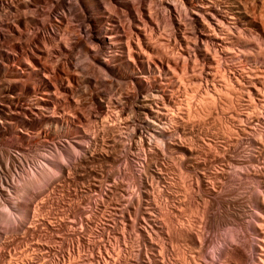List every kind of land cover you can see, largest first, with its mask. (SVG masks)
Here are the masks:
<instances>
[{
    "label": "bare ground",
    "instance_id": "obj_1",
    "mask_svg": "<svg viewBox=\"0 0 264 264\" xmlns=\"http://www.w3.org/2000/svg\"><path fill=\"white\" fill-rule=\"evenodd\" d=\"M104 82L122 83L121 97L108 95ZM191 86L194 100L178 108ZM75 93L85 116L71 100ZM67 107L74 115L62 112ZM89 119L98 123L91 132L78 128ZM193 133L209 142L204 161L181 140ZM45 144L63 158L69 145L84 161L108 155L102 148L128 151L127 158L138 152L132 181L144 198L163 176V147L197 171L221 163L211 175L195 173V183L221 193L242 188L236 193L247 196L264 242V0H0V172L15 161L28 164L26 153ZM58 160L41 162L39 180ZM231 166L239 179L225 187ZM66 169L61 163L62 175Z\"/></svg>",
    "mask_w": 264,
    "mask_h": 264
},
{
    "label": "rangeland",
    "instance_id": "obj_2",
    "mask_svg": "<svg viewBox=\"0 0 264 264\" xmlns=\"http://www.w3.org/2000/svg\"><path fill=\"white\" fill-rule=\"evenodd\" d=\"M166 21L170 22V19ZM106 85L107 89L112 88L108 95L114 98L118 99L124 92L122 83H114L112 87ZM191 88L192 91L188 89L183 93L178 108L183 109L191 98L194 100L193 89L196 87ZM71 100L79 106L83 116L88 114L79 93L72 95ZM71 109L67 107L62 112L74 115ZM89 121H81L78 128L90 126V131L98 124L96 120ZM194 134L191 141L184 136L180 139L188 144L192 142L191 146L196 145L192 148L201 151L200 159L204 161L210 153L209 142L202 141H207L205 136L198 139ZM48 145L33 147L26 153L30 158L28 164L23 160L15 161L8 168L12 171L0 172L3 183L0 180V211L5 213L3 226L0 223V264H105L110 256L109 264H264V242L254 228L257 215L249 210L247 196L238 195L243 189H239V193L236 190L238 194L233 190L221 193L218 187L216 192L207 191L206 184L198 186L195 183L197 172L208 171L211 175L213 170L222 168L221 163L211 166L207 162L203 165L204 170L201 166L197 171L193 162L181 157L177 150L169 152L161 144L165 150L161 149L160 153L163 168V176L157 184L160 190L156 186V192L144 198L132 181L141 168L138 152L127 158L128 151L102 148L108 150V155L84 161L69 145L65 159L57 155L53 145ZM2 146L1 150L6 149V153L15 152L7 145ZM54 156L56 160L57 156L59 160L62 158L61 161L52 167L54 171L50 169V173L39 180L41 162ZM60 162L67 167L63 175L59 170ZM231 167L221 178L225 179V187L233 186L230 179H239L237 172L240 169ZM30 169L33 176L36 173V178H28L32 176ZM25 175L30 181L34 179L33 185ZM2 185L5 186L2 188ZM27 204L33 208L30 219L25 216Z\"/></svg>",
    "mask_w": 264,
    "mask_h": 264
}]
</instances>
